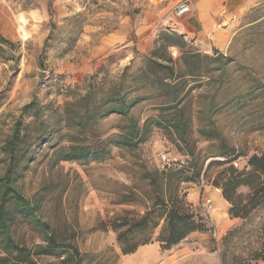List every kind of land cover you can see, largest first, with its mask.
Listing matches in <instances>:
<instances>
[{
  "label": "trees",
  "instance_id": "obj_1",
  "mask_svg": "<svg viewBox=\"0 0 264 264\" xmlns=\"http://www.w3.org/2000/svg\"><path fill=\"white\" fill-rule=\"evenodd\" d=\"M256 12L246 15L249 34L263 40L264 50V18ZM2 45L14 47L0 34L4 54ZM48 45L46 40L41 55ZM132 53L118 74L99 69L66 89L60 105L33 95L6 123L0 137V264H117L149 243L169 250L209 229L186 199L187 186L201 178L220 190L230 218L246 219L264 206V151L240 153L219 122L227 116L229 127H239L264 112V81L234 57L218 49L204 53L173 31H159L148 52ZM153 132L185 160L183 166L160 169L143 157L142 144ZM39 155L49 168L120 159L116 170L125 179L107 177L110 184L101 192L111 204L129 208L96 225L114 233L118 252L84 253L71 226L47 218L45 206L60 201L64 188L25 192L24 179ZM243 264H264V234Z\"/></svg>",
  "mask_w": 264,
  "mask_h": 264
},
{
  "label": "rangeland",
  "instance_id": "obj_2",
  "mask_svg": "<svg viewBox=\"0 0 264 264\" xmlns=\"http://www.w3.org/2000/svg\"><path fill=\"white\" fill-rule=\"evenodd\" d=\"M176 2L0 0V34L14 43L13 48L2 45L7 52L0 53V137L7 131L6 123L12 116L18 115L21 106L33 95L44 103L60 105L65 100L66 89L80 85L86 76L99 69H105L111 75L118 74L127 60L113 65L117 54L106 55L100 48L103 40L126 29L132 49L146 53L153 46L159 31L175 32L178 19L173 16V8ZM255 9L258 11L255 14L264 18V0L250 12ZM232 19L228 20L229 23ZM248 21L247 16L239 20L232 41L223 52L250 68L264 81L263 40L255 38L253 41ZM52 29L54 33H51ZM141 36L144 37V44L137 48V39ZM46 40L49 45L41 55ZM172 51L175 56L176 51ZM261 111L256 112L249 123L244 122L239 127H229L231 122L227 116L219 119L224 130H230L240 153L250 155L264 151V112ZM108 128L109 122L101 130L106 132ZM158 145L168 147L156 132L142 144L143 157L151 164L156 163L153 150ZM38 161L24 179L25 192L33 194L50 185L65 191L60 201L54 198L45 206L47 218L71 226L84 253L95 255L107 248L118 252L114 233L96 229V225L99 220H108L129 208L111 204L107 194L101 192L107 191V184H110L107 177L125 179L116 170L118 164L115 163L120 159L88 166L61 162L52 168L42 160V155L38 156ZM243 162L242 157L234 165L240 167ZM190 185L201 189L198 183ZM208 185L205 183V187ZM205 196H209L208 193L200 191L197 202L189 203L205 219L209 229L191 233L166 251H162L156 242L158 248L149 260L151 264H243V260L259 248L264 234V206L246 219L230 218L228 213L226 217L219 210L214 221L211 218L214 211L212 197L209 196L213 207L208 215L200 206ZM129 255L121 256L117 264L140 263L136 256Z\"/></svg>",
  "mask_w": 264,
  "mask_h": 264
},
{
  "label": "crops",
  "instance_id": "obj_3",
  "mask_svg": "<svg viewBox=\"0 0 264 264\" xmlns=\"http://www.w3.org/2000/svg\"><path fill=\"white\" fill-rule=\"evenodd\" d=\"M159 1V0H157ZM178 3L181 0H176ZM263 0H188L190 12L177 18L175 32L181 34L186 40L192 42L200 51L211 53L213 49L224 51L230 45L236 31V26L242 17L246 16L251 9L259 6ZM176 5V4H175ZM233 18L229 23V19ZM125 29L119 34L103 40L102 51L107 54L116 52L115 64L127 60L126 65L132 58V43ZM144 37L137 39V48L144 44ZM123 65V66H124ZM186 189V199L192 204L197 202L200 191L208 193L214 201V211L211 218L216 221L218 211L227 217L228 203L222 198L219 189L210 185L204 189H197L195 185H189ZM194 187V188H193ZM195 234V232H192ZM156 242L141 246L136 252L129 256H136L141 264H151L150 258L155 256L158 248ZM153 253V254H152ZM139 263V264H140Z\"/></svg>",
  "mask_w": 264,
  "mask_h": 264
},
{
  "label": "built area",
  "instance_id": "obj_4",
  "mask_svg": "<svg viewBox=\"0 0 264 264\" xmlns=\"http://www.w3.org/2000/svg\"><path fill=\"white\" fill-rule=\"evenodd\" d=\"M190 12V5L188 0H181L173 8V16L179 18L184 16ZM153 154L155 156V161L157 166L160 169H167L170 167H181L185 164V160L181 157H177L173 150L169 147H163L162 145H158L154 148ZM198 185L201 189H204L205 182L200 179ZM200 206L202 207L203 212L208 215L213 207V201L209 196H205L201 199ZM216 233H214V236Z\"/></svg>",
  "mask_w": 264,
  "mask_h": 264
}]
</instances>
